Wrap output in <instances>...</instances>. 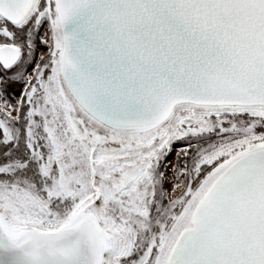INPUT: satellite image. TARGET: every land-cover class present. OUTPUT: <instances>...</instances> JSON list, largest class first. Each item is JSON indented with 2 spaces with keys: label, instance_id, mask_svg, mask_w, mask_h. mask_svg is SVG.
I'll list each match as a JSON object with an SVG mask.
<instances>
[{
  "label": "snow or ice",
  "instance_id": "snow-or-ice-1",
  "mask_svg": "<svg viewBox=\"0 0 264 264\" xmlns=\"http://www.w3.org/2000/svg\"><path fill=\"white\" fill-rule=\"evenodd\" d=\"M0 264H264V0H0Z\"/></svg>",
  "mask_w": 264,
  "mask_h": 264
}]
</instances>
